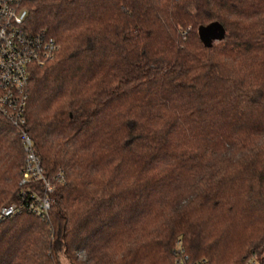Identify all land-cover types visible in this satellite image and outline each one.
Wrapping results in <instances>:
<instances>
[{
    "label": "trees",
    "instance_id": "trees-1",
    "mask_svg": "<svg viewBox=\"0 0 264 264\" xmlns=\"http://www.w3.org/2000/svg\"><path fill=\"white\" fill-rule=\"evenodd\" d=\"M58 44L25 129L61 172L48 219L0 221V264H264V0H28ZM219 38L204 40L207 27ZM23 152L0 114V207Z\"/></svg>",
    "mask_w": 264,
    "mask_h": 264
},
{
    "label": "built area",
    "instance_id": "built-area-1",
    "mask_svg": "<svg viewBox=\"0 0 264 264\" xmlns=\"http://www.w3.org/2000/svg\"><path fill=\"white\" fill-rule=\"evenodd\" d=\"M28 0H0V114L20 137L23 157L19 168L17 199L0 207V221L21 212L40 220L48 219L55 183L63 182L61 172L43 173L25 129V106L30 70L51 59L56 41L44 31L30 32L23 27V4ZM174 264H208L205 258L189 260L181 241L172 247Z\"/></svg>",
    "mask_w": 264,
    "mask_h": 264
},
{
    "label": "water",
    "instance_id": "water-1",
    "mask_svg": "<svg viewBox=\"0 0 264 264\" xmlns=\"http://www.w3.org/2000/svg\"><path fill=\"white\" fill-rule=\"evenodd\" d=\"M220 31L216 30L215 28L209 26L205 31L201 33V36L204 40H209L210 38H219L220 37Z\"/></svg>",
    "mask_w": 264,
    "mask_h": 264
},
{
    "label": "rangeland",
    "instance_id": "rangeland-1",
    "mask_svg": "<svg viewBox=\"0 0 264 264\" xmlns=\"http://www.w3.org/2000/svg\"><path fill=\"white\" fill-rule=\"evenodd\" d=\"M23 157V156H22ZM22 161V160H21ZM21 164V163H20ZM62 264H67L64 259L61 260Z\"/></svg>",
    "mask_w": 264,
    "mask_h": 264
}]
</instances>
